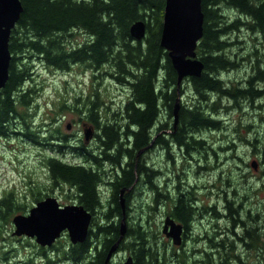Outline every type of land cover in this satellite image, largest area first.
Segmentation results:
<instances>
[{
  "label": "trees",
  "instance_id": "16d2710c",
  "mask_svg": "<svg viewBox=\"0 0 264 264\" xmlns=\"http://www.w3.org/2000/svg\"><path fill=\"white\" fill-rule=\"evenodd\" d=\"M21 2L23 10L11 31L9 41L12 52L9 77L0 90V128L19 115L26 123L20 106L30 105L35 91L32 87H26V82L33 77L28 58H41L48 65L61 70H69L72 63H81L97 71H105L117 82L127 84L130 88L129 97L122 106L121 119L115 117V120L102 121L98 93H95L96 99L86 102L87 117L101 131L97 135L101 146L99 154L85 149L86 145L83 144L80 147L72 146V150L84 155L88 163L71 162L56 156H49L45 160L52 183H67L74 187L78 202L93 213L95 208L103 204L100 188L103 181L107 180L113 184L109 205L103 213L105 222L97 220L86 240L82 242L69 241L65 248L59 238L51 246L58 255H62L61 259L67 258L75 263L85 260L88 261L87 264L94 259L93 264H105L110 248L121 235L122 191L125 192L130 186H135L142 179L154 190L160 189L158 182L155 181L160 171L149 164L140 155V151H146L151 142L157 144L161 140L166 141L164 136L169 133L171 139L185 147L189 153L193 148L204 147L206 142L192 131L201 126L218 128L220 121L214 118L213 114L206 113L201 103L185 105L181 102L176 125L175 122L170 124L161 117L164 108L168 109L169 116L174 117L173 109L177 96L184 91L182 82L178 83V72L169 51L161 43L166 0H21ZM224 5L236 10L238 15L228 17ZM202 9L203 35L196 51L204 62V67L200 75L187 76L200 101L209 100V93L214 91L232 98L249 95L253 98L263 97L264 88L254 86V80L264 79V67H261L259 61L262 60L258 55L253 65L255 73L250 75L246 86H239L238 83L231 87L225 86L220 72L240 66L236 56L229 52L233 44L228 38L229 33L246 26L252 31L264 34V0H202ZM139 19L146 22V36L141 39L130 33L131 24ZM76 29L89 37L77 45H68L65 38ZM167 129L171 131L168 132ZM167 150L170 151V148L167 147ZM104 162L110 163L116 170L108 179H105L104 175L106 173ZM260 162L262 164L260 188L264 190V152ZM13 194V191H10L0 199L2 214L10 209L19 212L18 209L22 208L20 204H16ZM159 195L158 191L154 196L156 202L159 201ZM123 196L127 204L130 194L124 193ZM40 198L41 195H38L36 200ZM226 200L228 202L226 209L230 214H238L239 210L244 209L242 203L234 205L233 200L228 198ZM185 208L188 207L184 199H181L175 212L181 213ZM248 213H251L250 210ZM253 216L254 227L253 229L247 227L246 233L250 236L256 235L257 239H253L250 246L253 245L251 249L255 247L258 257L262 256L264 250V240L261 244L258 242L260 237H264V222L260 223L258 214ZM262 216L264 219L263 213ZM129 231L120 241L121 246H124ZM132 235L141 239L144 232L139 231ZM92 236H101L104 240L101 243L103 245L101 250L94 251L96 242L91 241ZM136 238L128 246L138 247ZM57 242L61 244L57 245ZM226 242L232 249L231 241ZM229 247L224 258L231 256Z\"/></svg>",
  "mask_w": 264,
  "mask_h": 264
},
{
  "label": "rangeland",
  "instance_id": "374dc122",
  "mask_svg": "<svg viewBox=\"0 0 264 264\" xmlns=\"http://www.w3.org/2000/svg\"><path fill=\"white\" fill-rule=\"evenodd\" d=\"M224 7L228 17L238 15L236 10L226 5ZM88 37L76 29L67 34L65 39L68 45H77ZM228 38L233 42L229 52L236 56L240 66L221 71L220 76L227 87L237 83L246 86L250 75L255 73L253 65L257 60L256 55L262 60L259 61L261 67H264V34L242 26L229 33ZM28 62L33 77L26 82V87H32L35 91L32 103L26 107L20 106L26 123L19 115L0 128V199L13 191L16 204L22 207L18 209L19 212L10 209L2 214L0 211V264H46L48 259H52L49 264H77L67 258L61 259L62 255H58L50 246L39 244L34 236L15 234L13 216L20 212L28 213L39 200H36L38 195L42 198L54 195L62 204L78 201L74 187L67 183H52L45 160L49 156H56L71 162L88 163L84 155L72 150V146L80 147L83 144L86 145L85 149L99 154L100 139L95 136V132L101 131L87 117L86 102L96 99L95 93H98L102 121L115 120V117L121 119L122 106L129 97L130 88L127 84L117 82L105 71H97L81 63H72L69 70H61L48 65L41 58H28ZM182 86L184 91L181 92V102L185 105L201 103L206 113L213 114L220 121V126H201L192 131L206 142L204 147L193 148L189 153L178 144L171 145L168 152L155 143L140 153L149 164L163 173L155 178L159 184L158 190L151 188L143 179L136 184L128 202L130 208L127 209V225L142 223L149 226L152 234L157 235L160 231L163 233L162 222L166 214L171 212L172 200L177 195L175 187L179 182L181 189H192L200 199L199 203L205 201L207 204H216L225 213H229L226 219L217 217L213 212L208 213L211 234L224 226L231 227L235 221L239 223L241 218L247 221V227L253 229L255 222L250 216L258 214L260 223L264 222V190L260 188L262 180L259 177L262 167L260 160L264 152V96L232 98L214 91L209 93V100L200 101L188 77L182 79ZM254 86L264 88V79L254 80ZM161 117L170 124L174 122L173 115L169 116L166 108ZM87 126L93 128L89 140L85 139ZM103 165L105 179H108L109 175L115 173V167L108 162ZM100 188L103 204L97 207L96 212L98 220L105 222L103 213L109 205L111 186L104 182ZM162 190L167 196L163 197L160 193L159 202H156L154 196ZM226 198L233 200L234 205L242 203L244 209L239 210L238 214H230L225 209L228 203ZM220 236L224 234H219L218 238ZM92 238L94 242L102 240L101 236ZM252 238L257 239L256 235H252ZM59 240H62L66 248L70 237L64 232ZM162 240L166 246H172V240L164 233ZM262 240L264 237H260L258 242L261 244ZM128 241L126 239L124 246L115 252L111 264H121L125 260ZM158 243L163 250L162 243ZM60 244L57 242V245ZM155 249L153 246L152 251ZM168 249L171 252V248ZM236 252L243 254L249 264H264V250L257 262L256 249H243L239 246Z\"/></svg>",
  "mask_w": 264,
  "mask_h": 264
},
{
  "label": "water",
  "instance_id": "95a60500",
  "mask_svg": "<svg viewBox=\"0 0 264 264\" xmlns=\"http://www.w3.org/2000/svg\"><path fill=\"white\" fill-rule=\"evenodd\" d=\"M23 10L21 0H0V90L9 77L12 52L9 48L10 35ZM204 12L202 0H166L161 43L169 51L172 62L178 72V83L187 75H200L204 62L198 57L196 47L203 35ZM130 33L137 39L146 36V22L136 20L130 26ZM181 93L174 105V122H178ZM70 127V125H69ZM90 126L85 129V138L92 136ZM152 142L149 144L151 145ZM148 145V146H149ZM256 167V161H253ZM120 198L124 216L121 222V235L110 248L107 260L117 249L127 229L125 198ZM92 212L82 203L61 204L54 195L39 199L28 213L13 216L15 234L34 236L41 245H52L67 231L73 243L84 241L89 233ZM128 258L123 264H130Z\"/></svg>",
  "mask_w": 264,
  "mask_h": 264
},
{
  "label": "flooded vegetation",
  "instance_id": "af4514ba",
  "mask_svg": "<svg viewBox=\"0 0 264 264\" xmlns=\"http://www.w3.org/2000/svg\"><path fill=\"white\" fill-rule=\"evenodd\" d=\"M167 131L170 132L171 130L167 129ZM95 133L97 135L99 134L98 131H96ZM164 138L166 139V141L161 140L160 143L158 142L156 145L167 149V147L170 148L171 145L178 144L171 139L169 133L166 134ZM73 147H79V146H73ZM143 151H140V153ZM160 173H163V171L161 170ZM107 183L110 186L113 185L112 183L106 181V184ZM135 186H130L124 192L130 194V196L128 197V202L130 201V197L133 192V189H135ZM192 187L194 188V186ZM181 188L182 186L178 182L177 186L175 187V190H177L176 192L177 195L173 199V209H171V212L166 214L162 222V228H161L162 232L172 240V244H171L172 246L170 247L164 244L162 240L163 233H161V231L157 232L158 234L156 235V233L152 234L151 232H149L150 231V229L148 228L149 226L145 224L143 225L142 223H138L134 226L127 225L126 232L130 230L129 233H127L128 235L126 234L127 235L126 239H129L126 246L128 248V254L125 260L121 264H123L128 258L131 259L130 264H248V261L244 259V255L236 252V249L239 246H241L243 249L244 248L251 249V247H253V245L250 246L253 243V238L248 233H246V228H247V226H245L246 220L244 218H241L239 223L236 224L237 221H235L232 223L231 227H229L228 225L224 226L223 228H220L218 231L214 232V234H211V230L208 227L209 226L208 225L209 219L207 218L208 213L213 212L217 217H222L225 219L229 216V213L227 212L225 213L224 210L218 208V205L216 204L214 205L209 203L207 204V202L205 201L203 203H199L200 199L198 198L197 195H195L192 189L183 190ZM160 193L161 196L163 197L167 196L164 190L160 191ZM181 199H184L185 205L188 208H185L181 213L179 211L175 212L176 208L181 203ZM128 202L126 204L125 201L126 223H127V211H128L127 209L129 207ZM213 207H217L218 209L217 208L214 209ZM225 209H226V205H225ZM96 211L97 208L94 209V213L93 211H91L93 216L90 223L91 224L90 229L93 228V224L98 220ZM123 216H124V212H123ZM250 217H252L253 219L254 216H250ZM210 220L212 221V217L210 218ZM139 231L144 232V236L141 239L140 238L137 239L135 236L132 235V233L135 232L138 233ZM219 234H224V236H220V238H218ZM134 238L137 239L135 240V242L139 243V246L138 247L136 245L128 246V244L132 240H134ZM91 241L93 242L92 238ZM103 241L104 240H101V242H99L98 240H95L96 242V246H94L95 252L97 250L102 249L103 245L101 243H103ZM158 241L162 243L163 250H161ZM226 241H231L233 247L230 252L231 256L224 258V255L227 254L229 247L228 242ZM224 245L226 246L224 247ZM153 246L156 247L155 251H152ZM121 247L122 246L119 243L117 249L112 253L110 259H108L105 264L112 263L111 260L113 255ZM168 248H171V252L169 251ZM151 253L153 254V256H149V254ZM217 255L219 256V258H215ZM49 261H52V259L46 260V264H49L50 263ZM257 261L258 258L256 259V262ZM87 262L88 261L84 260L83 262L77 264H87ZM93 263H94V259L91 260L90 264ZM33 264H38V263L35 262Z\"/></svg>",
  "mask_w": 264,
  "mask_h": 264
}]
</instances>
